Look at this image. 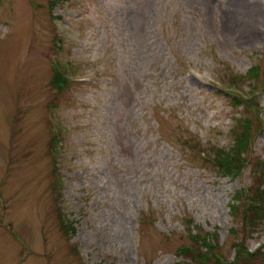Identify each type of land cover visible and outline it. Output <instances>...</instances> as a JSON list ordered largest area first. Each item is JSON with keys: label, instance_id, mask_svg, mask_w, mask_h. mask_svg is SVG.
Masks as SVG:
<instances>
[{"label": "rangeland", "instance_id": "1", "mask_svg": "<svg viewBox=\"0 0 264 264\" xmlns=\"http://www.w3.org/2000/svg\"><path fill=\"white\" fill-rule=\"evenodd\" d=\"M244 117L219 176L190 141L213 159ZM257 157L264 0H0V264H200L181 249L205 235L264 264Z\"/></svg>", "mask_w": 264, "mask_h": 264}, {"label": "trees", "instance_id": "2", "mask_svg": "<svg viewBox=\"0 0 264 264\" xmlns=\"http://www.w3.org/2000/svg\"><path fill=\"white\" fill-rule=\"evenodd\" d=\"M60 79L62 80L60 82V86L57 89H64L67 87L65 84L66 82H70L65 78V75L63 74V77L60 75ZM241 101L247 102L242 96ZM246 106H249L246 104ZM258 119V125L256 126V130H259L261 127V119ZM240 125L236 123V128H229L230 132V142L227 146H216V145H209L212 148L211 153H213V159L211 158V154L208 152L206 147L199 148L198 145L195 143L192 145V139L190 141V149L196 150L203 159L206 160L207 164L211 166L214 171H216L219 176L222 177H229L231 179H234L239 176L241 173V163L243 166V161L246 160L248 151L250 148L249 141L253 139V123L250 118L244 117L242 120L239 121ZM246 122V124L241 125V123ZM249 123L252 125L250 127ZM237 131V132H236ZM56 136H53V139H55ZM256 168H261L260 172H255ZM252 173L251 176V184L248 186V193L249 196L252 198V208L256 209L258 208L259 214L257 219H250L249 224L252 225V228H254L253 225L257 223V220L259 218L260 214H264V160L259 159L258 157L256 160L251 161V170ZM235 200V202H234ZM233 200V203H230L229 209L230 213H235V203H242V200L239 196H235ZM207 234V233H206ZM191 237L194 239V236L191 235ZM203 237H209L208 235L202 236V242L200 244H195L193 246L188 247H182L181 252L183 253L182 256L189 257L192 262H197L200 264H222L219 263L217 258H214V255L212 254V250L209 253L208 250L211 248V245L203 240L205 238ZM208 243V244H207ZM238 244H235V247ZM200 246V249L197 250L196 247ZM208 248V249H207ZM241 248L238 247V249ZM205 249V250H203ZM215 254V253H214ZM216 255V254H215ZM224 264H227L224 262ZM230 264V262L228 263Z\"/></svg>", "mask_w": 264, "mask_h": 264}, {"label": "bare ground", "instance_id": "3", "mask_svg": "<svg viewBox=\"0 0 264 264\" xmlns=\"http://www.w3.org/2000/svg\"><path fill=\"white\" fill-rule=\"evenodd\" d=\"M256 210H258V208H257ZM258 211H259V210H258Z\"/></svg>", "mask_w": 264, "mask_h": 264}]
</instances>
